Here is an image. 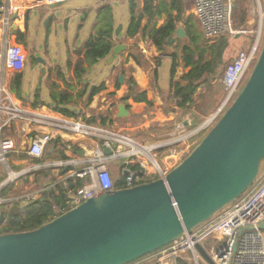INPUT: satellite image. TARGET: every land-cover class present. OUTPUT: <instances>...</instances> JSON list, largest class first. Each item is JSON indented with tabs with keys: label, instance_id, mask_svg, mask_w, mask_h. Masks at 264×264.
Masks as SVG:
<instances>
[{
	"label": "crops",
	"instance_id": "0c3cea01",
	"mask_svg": "<svg viewBox=\"0 0 264 264\" xmlns=\"http://www.w3.org/2000/svg\"><path fill=\"white\" fill-rule=\"evenodd\" d=\"M14 3L19 5V9L12 14L8 28L3 25L2 15L0 14V39H3L5 35H7L10 41L17 39L19 42L17 44L23 47L27 57L25 47H29V38L36 37L33 46H31V56L34 55L35 58L34 51L36 50H39L41 55H38V58L36 57L35 59L39 65L37 66L34 63L32 74L28 72V67L31 64L30 61L26 63V67L20 72L7 69L2 62L0 64V74L5 79L9 91L13 73L21 74L18 92L12 93L10 91V93L23 107L33 110L38 114L57 118L82 119L88 124L110 126L116 130L127 131L126 133L130 134L140 143L152 144L162 139L166 141L170 137V133L178 125H182L185 131H187V127L195 129L205 119L215 113L224 99V95H202L201 86L203 84L198 87L196 93L193 95L192 102H188L185 106L180 105L178 98L173 95L170 71L174 54L179 55V57L177 55L176 59L178 66L174 82L180 81L182 84H187V80H183L182 77L191 69L190 65L185 66L182 59V47L190 44L187 34L184 38H180L174 32L171 36L173 37L172 42H168V45L163 50H159L143 31V28L147 24L146 20L143 22L144 26L142 25L138 34L134 37H128L127 27L129 21L126 25L122 21L120 22L113 8L115 29L119 24L123 25L120 35H114V46L123 44L126 48L119 54H115L113 58H111V53L106 58L98 59L94 64H85L86 71L78 79L75 75V65L78 58L83 57L85 43L94 33L98 9L100 8H98V4L91 6L78 5L73 9L75 17L69 14L62 19L53 16L50 10L46 8L47 6L51 7V4L40 3L36 6H31L27 0H14ZM15 14L16 17L14 18ZM47 16L48 19L45 21ZM82 16L84 17L81 20ZM31 18L35 22L34 29L29 24ZM165 20L166 16L159 20L158 26L162 25ZM44 21L46 24L45 32H39V25H43ZM196 24L200 34L198 43L208 45L199 23L196 22ZM248 24H251V21H248ZM179 27L185 31L182 22L177 24V28ZM241 36L239 33L234 36V39H238ZM248 37L241 43L237 42L239 45L236 47L237 50L233 52L232 59L240 49L245 48V45L249 43ZM232 44L234 45L235 43L230 41L227 47L228 51ZM191 46L194 48V44H191ZM194 58L198 59V55H194ZM40 68L43 69L42 73ZM38 69L39 75L36 74ZM119 75H123V82L119 80ZM211 76H213V81L216 80V76ZM130 78L134 80L140 92H146L151 104L135 102L132 98L127 100V102L123 101V97L129 93L130 88L127 80ZM204 78L206 79L207 75ZM94 91L97 92L90 100L91 93ZM61 92H67L68 95H56L55 97L51 95L52 93L58 94ZM36 93H39V95H35ZM120 103H124L128 109V114L125 117L117 116L118 105ZM57 108L66 109L69 115L67 116L58 112ZM104 119L106 121H103ZM51 130V127L45 125H32L28 127L24 122H16L11 126V130L5 131V133L11 136L19 146L23 138H28V141L31 142V138L35 134ZM56 140L61 141L58 142ZM61 143L66 144L65 149H62ZM97 146L98 144L90 139L57 131L55 139L49 144L42 157H28L23 153L22 146V153L13 152L9 155L8 159H13V164L21 163L24 167L42 163L47 159L73 161L74 164L70 166L59 169L50 168L51 172L48 176H44V171H47L43 170L45 168L38 169L37 173L29 175V177L22 175L24 180L29 182L30 185L47 182L46 179L51 176L57 177V180L49 184V187L44 190L46 192L55 189L58 184H66L67 180H64L66 173L70 170L83 168L90 157L92 149ZM168 151L169 149H165L162 151V154L166 155L165 152ZM62 154L66 158H62ZM124 167L126 166H124L123 161L110 163L114 182L120 178L121 170ZM6 169L4 164L0 162V175L6 172L7 176H9L8 169L7 171ZM116 169H119L118 175ZM21 178L19 177L16 183L15 181H9V177L3 179L0 182V198L5 199L8 203L13 200L11 198L12 193L8 196L7 194L3 195L2 192L8 184H12L13 186L18 185ZM24 188H28V185H25ZM44 192L37 194L33 199L24 201V204L26 205L29 201L36 200ZM27 196L23 195V198ZM6 201L3 203H7ZM223 244L224 238L222 236L210 237L200 245V250L196 248L197 260L190 253H184L180 257L167 259L164 262L168 264H212L210 259H212L213 253L221 249ZM130 264L162 263H160V260L155 256V252H153Z\"/></svg>",
	"mask_w": 264,
	"mask_h": 264
},
{
	"label": "water",
	"instance_id": "95a60500",
	"mask_svg": "<svg viewBox=\"0 0 264 264\" xmlns=\"http://www.w3.org/2000/svg\"><path fill=\"white\" fill-rule=\"evenodd\" d=\"M175 33L186 36L180 27ZM125 48L115 45L111 58ZM127 114L120 103L117 116ZM263 160L264 39L237 97L165 177L102 191L33 230L0 234V264H130L191 234L245 193Z\"/></svg>",
	"mask_w": 264,
	"mask_h": 264
},
{
	"label": "built area",
	"instance_id": "2783aa9c",
	"mask_svg": "<svg viewBox=\"0 0 264 264\" xmlns=\"http://www.w3.org/2000/svg\"><path fill=\"white\" fill-rule=\"evenodd\" d=\"M31 6L40 3L53 4L67 0H27ZM234 0H194L193 16L199 23L204 39L208 45L215 43L222 37L239 34L234 28L233 18ZM19 9L14 0H2L0 14L3 25L8 28L11 17ZM260 17L264 19V8L259 4ZM264 39L263 29L255 39L246 47L238 51L236 56L225 66L219 82L225 90L224 99L215 113L210 116L193 133L184 130L178 125L167 141H159L153 144L140 143L129 134L116 130L110 126L88 124L82 119L49 117L44 114L23 107L16 101L8 90L5 79L0 74V162L8 169L9 181L18 179L25 173L33 172L42 168H62L74 164L70 160H59L33 164L28 168L29 172H15L8 165V157L13 152L22 153L21 147H27L25 153L28 157L40 158L44 155L49 144L55 139L57 131L71 134L95 141L98 146L92 149L86 165L77 170L66 173L64 180L71 178H88V182L79 187L70 195L69 209L96 196L102 191L112 192L115 187L109 164L113 161H123L125 172V187H132L141 178L151 180L165 177L175 163L173 157L181 159L187 155V150L178 146L185 139H190L206 129L211 128L221 117L226 108L234 101L259 57ZM14 72H20L25 68L26 54L20 44L12 43L7 35L0 39V64ZM1 70V69H0ZM16 122H24L26 126L45 125L52 130L45 133H37L31 138H23L21 145L7 135L11 126ZM177 144V145H176ZM195 144V143H194ZM105 148L111 150L105 152ZM161 154V163L156 155ZM154 157L156 164L153 162ZM176 159V160H177ZM150 162L154 168H151ZM139 165L138 177L130 169V165ZM167 164L170 167H167ZM152 169H155L152 171ZM153 172V173H152ZM0 198V203L5 202ZM67 209V210H69ZM66 210V211H67ZM65 212V210H60ZM264 169H260L257 179L249 189L218 212L213 218L198 226L191 234L185 233L173 240L169 245L157 250L155 256L160 263L167 259L180 257L184 253H190L197 260L196 246L201 245L210 237L222 236L224 244L217 252L213 253L212 259L215 264H264Z\"/></svg>",
	"mask_w": 264,
	"mask_h": 264
},
{
	"label": "trees",
	"instance_id": "16d2710c",
	"mask_svg": "<svg viewBox=\"0 0 264 264\" xmlns=\"http://www.w3.org/2000/svg\"><path fill=\"white\" fill-rule=\"evenodd\" d=\"M143 9L137 11V5L134 1L130 2L129 12L130 20L127 27V36L134 37L142 28L143 21L146 20L147 24L143 28L145 34L148 35L150 40L157 46L159 50H163L168 45V39L173 35L177 28V24L182 22L185 27L187 37L190 44L182 47L183 62L185 66L190 65V71L182 77L187 80V84H182L180 81L174 82V77L177 71V55L174 54L171 66V84L173 88V95L178 98L179 104L185 106L188 102H192L193 95L196 93L198 87L203 84L205 76L213 75L218 68L217 60L221 55L222 48L227 45V37L220 38L216 43L211 45H201L198 43L200 37L197 30L195 17L185 15L182 0H142ZM2 0H0V6ZM176 12V14H175ZM238 9L236 8V14ZM239 23L234 25L240 26L248 21V10L239 11ZM234 15V11H233ZM166 16L165 22L158 26V22ZM115 35V18L113 7L106 3L98 9L97 23L94 33L89 37L85 43V50L83 57H79L75 65V75L79 79L86 71L85 64H94L98 59L106 58L112 53L114 47ZM227 39V40H226ZM191 44H194L192 48ZM206 53H211V59L206 60ZM198 55V59L194 58ZM179 57V55H178ZM221 58V57H220ZM21 74L13 73L9 89L13 93L18 92L20 86ZM129 84V93L123 97V101L127 102L132 98L135 102H146L151 104L146 92H140L136 87V83L132 78L127 80ZM97 91L91 93L90 100ZM35 95H39L36 93ZM56 95H68L67 92H61ZM19 96V95H17ZM58 112L69 115L68 111L64 108H57ZM103 121H106L105 119ZM60 142L61 140H56ZM65 143H61L62 149H65ZM62 158H66L64 154ZM36 160V159H34ZM130 169L135 172V175L141 177L142 174L138 173L139 165H130ZM51 170L44 171V176H48ZM125 173L121 170V176L115 181L116 188L125 186ZM150 178H141L138 183L148 182ZM88 178L82 179H68L66 184H58L55 189L44 192L39 198L34 201H29L28 204L22 203H3L0 204V234L9 232H21L33 230L42 224L51 221L60 215V210L69 209L70 195L75 193L79 187L86 184ZM12 184L7 185L2 192L3 195L9 193V188Z\"/></svg>",
	"mask_w": 264,
	"mask_h": 264
},
{
	"label": "rangeland",
	"instance_id": "374dc122",
	"mask_svg": "<svg viewBox=\"0 0 264 264\" xmlns=\"http://www.w3.org/2000/svg\"><path fill=\"white\" fill-rule=\"evenodd\" d=\"M131 1H134L135 4L137 5V11H141L143 9V2H142V0H67V1L63 2L59 6H56V7L47 6L46 8L50 10V12H51V14L53 16H55L57 18L64 19L69 14L72 15V17L73 16L75 17V11L73 9H74V7H76L78 5H81V6H85V5L86 6H91V5L98 4L97 6L99 8L102 5H104L106 3H109L115 9L114 11L116 12V14L118 16L119 21L120 22L122 21V23H124L126 25L127 22L129 21V16H130L129 5H130V2ZM182 2H183V6L185 7L184 8L185 15H188L190 13H192V15H193L194 0H182ZM259 4L261 5V7L264 8V0H234V4H233L234 15H233V18H234L235 24L239 23L240 17H239V14L238 13H239V11H243V10H248L249 11L248 18L249 19L251 18L253 20H251V19L249 20L248 19L249 22L251 21V24H248V21H247L246 23H244L243 25H240L239 27L238 26L235 27V25H234V27H235L234 29L236 31H238L242 36L239 37L238 39H234V37L227 36L228 43L221 50V55H220L221 58L219 57L218 60H217L218 68L216 69V71L213 74L214 76H216V80L213 81L212 80L213 79L212 78L213 76H211V75L204 80L203 85L201 86V94L202 95H204V94L205 95H209V94L210 95H225V90H224L223 85L219 82V77L221 76V73L223 72L224 67L232 60L233 52L235 50H237L236 47H238L239 43H241L248 36H249L248 37V40H249V43H250V42H252V40L255 39V36L257 35V33L260 30L263 29V33H264V19L262 20L261 17H260ZM236 8L238 9L237 14H236ZM83 17L84 16H82L80 19L82 20ZM47 19H48V16H47V18H46L45 21H47ZM45 21H44L43 25H39V29H38L39 32H43V33L45 32V26H46ZM29 24H30V27L32 29L35 28V22L33 21V18L30 19V23ZM122 30H123V25H122L121 32H122ZM35 40H36V37H31V38H29V41H28L29 47L26 46V45H24V46H26L25 49L27 51V57H26L25 67H26V63L28 61H30L31 64L28 67V72L30 74H32V66L34 65V63L37 66L39 65V63H37L35 61L36 57L38 58V55L39 56L41 55L40 54V51L39 50H36V51H34L35 58H34V55L31 56V53H32L31 46H33V42ZM230 41H232V43H235V44L234 45L232 44L233 46L231 45L229 47L230 49L228 51L227 50V47H228V44H229ZM11 42L12 43H17L18 41H17V39H15L14 41H11ZM237 42H239V43L237 44ZM249 43L246 44L245 46L247 47L249 45ZM29 48H30V50H29ZM205 58H206V60H210L211 59V53H206ZM40 71L42 73L43 72V69L40 68ZM36 74L37 75L40 74L39 69L36 71ZM32 76H34V75H32ZM207 119H205L195 129H193V127H190V128L187 127L186 130L193 133ZM209 129L204 130L203 132L199 133L198 135H196V136H194V137H192L190 139L189 138L188 139H185V144L182 141V142L179 143L180 146L179 145L178 146L180 147V149L182 148L183 150H187V154L190 153L193 150V148L196 146V144L202 139V137L209 131ZM122 131L124 132L125 130H122ZM126 132L127 131H125L124 133H126ZM126 134H128V133H126ZM165 138L167 139V137H165ZM170 138L171 137H169L167 139V141ZM161 141H163V139ZM157 142H159V141H157ZM161 154H162V151L160 153H158V155H156V158H157V160L160 163L162 161ZM184 158H185V155L181 159H177L176 157H173V162L175 163V165L173 167H175ZM12 160L13 159H8V165L15 172H21V171L29 172L30 171L27 168L28 166L27 167H24V165L21 164V163H19V164L14 163L13 164V161ZM14 160H16V159H14ZM49 161H54V160L47 159V160H44L43 162H49ZM116 161H119V160H116ZM114 166H115V164H114ZM150 166H151V168L153 166L151 162H150ZM167 167H170V165L167 164ZM172 168H170V170ZM261 168L264 169V160H263V162L261 164ZM1 169H3V168L1 167ZM109 169H110V173H112V170L110 168V164H109ZM43 170H51V169L50 168H45ZM154 170L155 169H152V171H154ZM6 171H7V169H6ZM37 171H39V170H36V171H33V172H29V173H25L24 176H28L29 177V175H32L34 173H37ZM116 173H117V175L119 174V169H116ZM8 177L9 176H7V173L6 172H3L0 175V182L3 179H6ZM21 177L22 178L19 180L18 185H16V186L14 185V186H11V188H9V193L7 195L10 196V194L12 193L11 198L13 199L10 202L24 204V201H28L30 199L35 198V196L37 194H41L42 192H44V190L47 187H49V184L54 183L57 180V177L51 176V177H49V178L46 179L47 182H43V183H40L39 182V183L30 185L29 182H27V181L24 180V177L23 176H21ZM10 181H12V180H10ZM14 181L16 183L18 181V179H15ZM8 185H10V184H8ZM25 185H28V188H24ZM23 195H28V196L26 198H23ZM6 202L8 203V201H6Z\"/></svg>",
	"mask_w": 264,
	"mask_h": 264
},
{
	"label": "bare ground",
	"instance_id": "6f19581e",
	"mask_svg": "<svg viewBox=\"0 0 264 264\" xmlns=\"http://www.w3.org/2000/svg\"><path fill=\"white\" fill-rule=\"evenodd\" d=\"M150 158H152L153 162L156 164V161H155L154 157L150 156ZM152 168H153V166H152Z\"/></svg>",
	"mask_w": 264,
	"mask_h": 264
}]
</instances>
